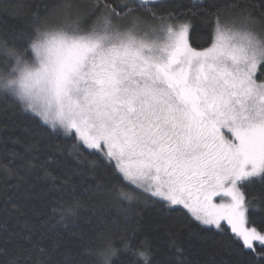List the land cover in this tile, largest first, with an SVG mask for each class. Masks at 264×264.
<instances>
[{
    "label": "snow or ice",
    "instance_id": "obj_1",
    "mask_svg": "<svg viewBox=\"0 0 264 264\" xmlns=\"http://www.w3.org/2000/svg\"><path fill=\"white\" fill-rule=\"evenodd\" d=\"M193 7L176 12L165 0H18L11 14L26 23L0 26V96L72 139L78 161L81 148L100 157L89 161L98 174L83 194L104 190L129 205L141 196L159 198L169 209L182 205L202 226L220 229L226 221L248 249L254 241L264 246V234L245 226L252 200L264 199V71L257 75L264 69V0H193ZM196 15L210 26L208 46L200 49L188 40ZM51 158L39 171L55 188L46 170ZM254 184L262 190L246 201ZM69 185H60L70 198L57 199L50 217L65 227L84 207ZM221 195L229 202L214 203ZM106 223L97 218V227ZM14 236L0 228V264H114L121 250L131 253L128 264L151 262L146 246L129 243L134 233L120 238L122 249L102 231L79 244L70 233L63 246L55 232L50 245L48 232L33 240L29 228L24 242Z\"/></svg>",
    "mask_w": 264,
    "mask_h": 264
},
{
    "label": "trees",
    "instance_id": "obj_2",
    "mask_svg": "<svg viewBox=\"0 0 264 264\" xmlns=\"http://www.w3.org/2000/svg\"><path fill=\"white\" fill-rule=\"evenodd\" d=\"M217 2L223 4L227 0ZM17 3L18 0H0V26L19 27L26 23L22 16L11 14V6ZM165 5L176 12L197 11L193 0H165ZM190 18L192 27L188 37L191 46L207 47L203 41L208 37L210 26L204 24L199 15ZM261 71L264 69L258 70V78ZM72 143V139L62 132H53L39 118L23 112L13 99L0 96V228L6 227L9 233H15L14 240L24 242L23 237L31 228L33 240L40 232L49 233L45 245L52 243L53 232L62 234L60 243L63 246L69 242L70 233L75 234L72 242L79 244L94 231H102L113 238L117 249H122L120 238L134 233L129 243L134 248L146 246L151 254L150 264H264L261 243L248 249L226 224L220 229L202 226L187 209L179 206L169 209L159 198L141 196L140 203L129 205L116 201L104 190L83 194L84 188L95 183L94 177L98 174L91 171L89 161H99L100 157L81 148L82 159L78 161L70 151ZM50 155L52 158L48 160L46 170L56 177L55 188L39 171L40 163ZM26 161H31L36 168L25 170ZM3 165L13 171L5 172ZM103 167L112 175L111 168L106 164ZM112 178L118 179L114 175ZM66 180L84 204L77 218L67 227L50 219L56 200L70 198L67 191H58ZM261 190L259 184L249 186L245 190L246 201ZM124 209H127L126 213ZM247 216L250 226L264 232V199L252 200ZM98 217H103L107 223L97 227ZM26 223L28 227H25ZM177 248L183 250L182 255L177 254ZM132 259L130 252L121 250L114 264H128Z\"/></svg>",
    "mask_w": 264,
    "mask_h": 264
},
{
    "label": "rangeland",
    "instance_id": "obj_3",
    "mask_svg": "<svg viewBox=\"0 0 264 264\" xmlns=\"http://www.w3.org/2000/svg\"><path fill=\"white\" fill-rule=\"evenodd\" d=\"M188 40H189V37H188ZM190 43V42H189ZM259 70V69H258ZM225 135L227 136L228 134H227V132H225ZM229 200H230V198L229 197H227L226 195H221V196H217V197H214L213 198V202L214 203H217V204H219V203H228L229 202ZM173 207V206H172ZM179 207H181V208H183V206L181 205V206H179ZM246 220H247V222H246V227H248V228H253V226H250L249 224H248V216H247V213H246ZM222 224H226V226L228 227L229 225H227V222L226 221H221V225ZM213 227H215V226H213ZM230 227V226H229ZM216 228V227H215ZM255 228V227H254ZM258 232H260L261 234H264V232H262V231H259L258 229H256ZM256 243H258V244H260L261 242H259V241H254L253 242V246L256 244ZM252 246V247H253Z\"/></svg>",
    "mask_w": 264,
    "mask_h": 264
}]
</instances>
